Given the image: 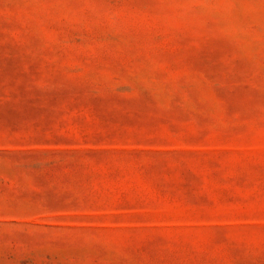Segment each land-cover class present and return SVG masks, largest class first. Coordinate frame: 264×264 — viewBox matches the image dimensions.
<instances>
[{
  "label": "rangeland",
  "instance_id": "374dc122",
  "mask_svg": "<svg viewBox=\"0 0 264 264\" xmlns=\"http://www.w3.org/2000/svg\"><path fill=\"white\" fill-rule=\"evenodd\" d=\"M0 264H264V0H0Z\"/></svg>",
  "mask_w": 264,
  "mask_h": 264
}]
</instances>
